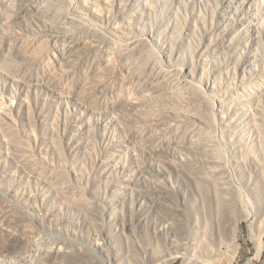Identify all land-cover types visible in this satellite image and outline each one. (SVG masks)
Here are the masks:
<instances>
[{
    "label": "bare ground",
    "instance_id": "1",
    "mask_svg": "<svg viewBox=\"0 0 264 264\" xmlns=\"http://www.w3.org/2000/svg\"><path fill=\"white\" fill-rule=\"evenodd\" d=\"M97 2L99 1L97 0ZM97 2L96 0L95 3H92L91 0H77V4L89 12L88 15H91L93 19L101 20L103 17L101 14L106 12H108L106 14H109L110 18L113 10L116 9L119 17L122 18V22L127 23L122 24L123 30L128 31L126 37L117 36L120 35L119 32L121 31L119 24L115 28L112 27L109 33L111 36L118 38L117 42L114 40L118 44V47L115 48L117 50L114 49L117 57L126 62L123 63L121 74L124 73L127 76V81L131 80L136 84L134 89L138 94L137 100L128 102L119 100V102L110 106V110L113 112L122 111L125 106L130 108L149 107L154 108L159 115L171 117L176 121V124L194 123V125H197L190 130L191 133L186 137L187 139L184 138L183 141H180V138H182L179 134L180 127L177 125L178 128L171 123L172 119L169 122L173 125L163 122L166 128L162 135V143L160 141L158 148L161 145L162 147L156 150L159 153H171L173 159H166L167 161L163 159V161L158 157L150 167L159 177L167 173V171L164 172L163 168H168L174 174H178L179 170L182 169V171L186 170L188 175H202L200 181L195 180L200 183H198L199 187L197 188L199 189L197 191L198 193L200 191V199H203L202 208L200 207L201 218H198L201 220H197L200 223L201 232L200 234L198 232V235L193 238L194 240L191 239L193 242L187 240L189 242L187 251L184 254L182 253L184 264H219L223 258L228 259V264H233L241 249L238 236L242 223L247 224L249 239L255 249L254 258L260 261L264 255V0H172L170 3L166 0H103L101 3L113 9L106 8V12H104L105 10L101 12L102 7L100 2L96 4ZM17 4L15 5L17 6ZM15 5L13 6L10 0H0V7L6 8V10L11 8V12L12 9L16 8ZM69 5L71 6V0H20L17 6L18 11L15 9L17 11L16 19H24L27 14H31L36 19L48 23V27L51 29L50 32L54 35H48L47 37L54 42L58 39L56 29L62 22L69 25L66 28L70 27L71 29L76 26L80 32H84L88 36L90 34L92 38H97L91 41L92 39L88 40V36L86 37L84 33L83 37L74 34L75 32L65 36L64 38L69 37L70 39V44L64 53L69 58L76 57L77 54L82 51L84 53L85 50L90 52L93 50L92 53H94V49L99 50L102 48L101 45L105 47L107 44L105 51L109 52L113 40H107V37L99 32L100 29L88 27L84 20H76L69 15L63 14V18L58 13V8H66ZM96 5L100 7L99 10ZM180 8H184L185 12L189 13V17H184L180 13ZM195 8L200 10L196 11ZM127 15H131L133 25L132 21H126ZM2 16H0L1 19ZM8 17L6 16V18ZM61 19L64 21H61ZM65 25L59 27H65ZM124 31L121 33H124ZM101 50L98 52H103ZM107 53L105 52V54ZM104 65L103 69L111 70L113 68L110 60L109 62L105 61ZM24 116L29 125H34L31 124L34 122V117L30 112H25ZM112 122H114V119H112ZM217 122L229 135V142H227L229 157L223 155V149L221 151L216 147V142L210 145L214 139L210 141L209 139L214 138V136L210 135L212 132L210 133L209 130L212 131ZM91 123V118H84L73 125L72 129L80 131L82 135H88L92 131L93 126ZM240 125L250 132L252 150L242 149V142L245 139L243 136L244 131L240 130ZM188 127L190 128V126ZM202 130H207L205 134L207 136L204 135V137L208 140L195 142L193 137L198 136ZM42 134L44 136L38 138L37 143H39L41 149L43 146L46 148L43 154H46L49 160L46 158L47 160L44 159L40 162L33 161L35 159H32L30 152H28V146L13 143L10 138L12 135L9 137L8 134H4L5 142L13 147L12 156L19 169L18 171L22 174L30 169V173L34 178H37L36 180L49 186L59 198L65 199H62L65 201L64 203L67 201L69 205L72 204L79 211L80 224L84 228L90 230L91 227H97L99 224L93 222V218L97 219L98 217L102 221L107 219L110 227L115 226L116 222L120 221L123 231L131 230L133 228L134 205L127 208L125 205L121 208V203L124 202L125 204L131 198L136 197L137 194H143L141 191L136 190L137 180L135 179L146 174V168L141 164L139 157L135 155L132 158L136 167L134 171L135 178L131 176L122 182H115L113 168L109 164L111 162L100 161L97 163L96 167L99 173L92 176L88 174L81 163H78L80 158L83 157L86 160L89 157V153L86 151L88 144L84 141L75 136L69 137L66 134L61 136L54 127L48 128L47 132ZM130 134L135 138L140 137L141 140L143 138L137 132L130 131ZM199 136L201 135L199 134ZM150 154H153V152ZM189 155H192L194 159H191ZM66 156L72 160V165L63 167L64 164H61V162L65 160ZM229 167L232 168L231 172ZM232 178L238 179L236 182H240L239 185L242 186L240 189L242 192L246 191V195L242 196L243 194H240L241 192L237 189L239 186L237 187L235 182L233 184L234 180L232 181ZM72 181L82 182L89 187H93L95 195L92 197L97 196V209H92L91 205L87 206L80 201L81 199H78V194L74 191L76 188L71 187ZM154 184L153 186L158 187L157 185L160 183L156 181ZM226 186H229L227 187L228 190H234L236 187L235 196H231L236 198H233L235 201L238 199L241 201L240 210H237L238 207L236 208L234 205L227 209L232 218L229 222L220 220L221 215L225 214L226 208L224 206L228 204L225 202L227 195L233 194L225 192ZM100 188H105L106 193L109 195L108 200L105 199V196L99 195ZM156 193L159 196L162 194L170 196L174 192L158 190ZM205 196H209L210 199L212 196H216L219 199L215 201L211 199L213 202L211 204L210 199L207 201ZM49 197L45 199L49 200ZM84 199L86 198L84 197ZM84 199L82 198L83 201ZM239 201L236 203H239ZM105 202H108V204L104 208ZM205 202L209 204H206V206ZM67 203L66 205H68ZM108 223L106 222L107 225ZM2 227L0 226L1 233H4V235L10 234V231L2 229ZM197 230L199 229L197 228ZM18 241L13 236L8 240L5 239V241L3 239V242L0 241V249L8 251L10 245L17 244ZM61 250V247L56 248L52 251V254L57 253L58 255L62 252ZM152 253L155 252L152 251ZM145 255L147 258L150 257L147 254ZM178 256L166 261H162V259V263H159L167 264L169 261L180 258ZM155 257H157V254ZM154 260L152 261L156 263Z\"/></svg>",
    "mask_w": 264,
    "mask_h": 264
},
{
    "label": "rangeland",
    "instance_id": "2",
    "mask_svg": "<svg viewBox=\"0 0 264 264\" xmlns=\"http://www.w3.org/2000/svg\"><path fill=\"white\" fill-rule=\"evenodd\" d=\"M15 1L18 4L20 3V0H10L13 6L17 4V2L14 3ZM98 1L103 8L100 9L101 12L109 8L104 3H101L103 0ZM166 1L170 3L172 0ZM91 2L95 3V0H91ZM99 2L96 4H99ZM102 5L105 6L103 7ZM17 6L15 5V9L18 11ZM67 7L57 9L63 18L64 15H69L76 20H84L88 27L100 29L101 31L99 30V32L107 37V40H113L111 41L112 46L109 44L111 48L114 45L112 49L109 48L110 54L105 51L107 44L105 47L102 45V48L98 47L101 49L105 48L103 50L94 49V53H92L93 50L91 52L85 50L84 53L82 51L76 57L69 58L64 53L70 44V39L69 37H64L73 32L83 37L85 34L80 32L76 26L71 29L70 27L66 28L69 25H65L62 22L60 25H65V27L58 26L56 29L58 39L54 42L47 37L48 35H54L50 32L51 29L48 27V23L36 19L31 14H27L24 19H16L17 11L15 9V11L12 9L11 12V8L6 10V8L0 7V16H4V18L2 16V19L0 17V226H3L2 229L10 231V234L5 235L0 232V239L3 237L0 241L3 242V239L4 241L5 239L8 240L11 236L19 240V243L10 245L9 252L0 249V264H140L141 261V264L144 261L143 264H153L152 260L154 259L156 261L154 264H157L162 259V261H166L178 255L180 258L169 261L167 264H184L182 253L184 254L187 251L189 242H193V238L198 235V232L199 234L201 232L199 223L201 219L198 218H201L200 210L203 199H200V191L199 193L197 191L200 183L195 180L202 179V175L195 174L200 177L198 178L194 175H188L187 171H182V169L179 170L178 174H174L168 168H163L164 172L167 171V173L159 177L150 167L158 157L160 160L165 159V161L173 159L171 153H159L157 151L162 147L161 145L158 148V145H160V141L163 138L162 135L165 132V124L167 122L169 125L175 124L180 127L177 126L182 137L180 141H183L184 138L187 139L186 137L191 133L190 130L197 125H194V123L176 124V121L171 117L159 115L154 108L151 109L149 107H138L139 110L136 107L125 106L122 111H118L119 113L111 111L110 106L119 102V100L128 102L138 98L136 89H134L136 84L131 80H128V82L126 80L127 76L124 73L121 74L123 63L126 62L116 55L115 50L117 49L115 48L118 47V44L114 40L117 42L118 38L111 36L109 33L112 27L115 28L119 24L121 31L119 32L120 35L117 36L126 37L128 31H124L122 26L127 23L122 22V18L119 17L116 9L109 8L113 10L110 18L109 14H106L108 13L106 12L107 10H105L104 12L106 13L101 14L103 16L101 20H96L91 15H88L89 12L77 4V0H71V6ZM99 8L98 6V10ZM194 10L199 11L200 9L195 8ZM13 11L15 12L14 14ZM180 13L186 18L187 16L189 17V13L187 14L184 8H180ZM6 16L10 17L6 18ZM126 19V21H132L131 15H127ZM61 21L64 20L61 19ZM133 24L134 22L132 21ZM123 31L124 33H121ZM85 36L87 37L88 35L85 34ZM88 37L87 39H92L91 41L97 39L92 38L90 34ZM100 50L103 52H98ZM113 51L114 53H112ZM105 52L108 53L105 54ZM106 58H109L110 64L113 66L111 70L103 69L105 61L109 62ZM204 107L206 108V106ZM25 112H30L33 115L34 122L31 124L34 125H29L25 120ZM84 118H91L92 121V131L88 135H82L80 131L72 129L73 125H76ZM112 119H114V122H112ZM171 119L172 122L170 121ZM169 121L173 124H170ZM53 127L57 129L58 134L61 136L62 134H66L69 137L75 136L88 144L86 151L89 153V157L86 160L83 157L80 158L78 163H81L91 176L99 173L96 167L97 163L109 161L113 168V179L115 182H122L131 176L135 178L134 171L136 167L132 158L135 155L139 157L141 164L146 168V174L135 179L137 180L136 190L141 191L143 194H137L136 197L131 198L125 204L124 202L121 203V208L125 205L126 208L134 205L133 228L131 230L123 231L120 221H117L116 227L112 226V228L107 219L102 221L98 217L97 219L93 218V222L99 224L97 227H91L90 230L84 228L80 224V213L72 204L69 205L66 201L68 204L66 205L65 201H63L65 199L62 198V200L61 197L59 198L58 195L52 192L49 186L36 180L37 178H34L32 173H30V169L26 170L25 174H21L18 171L19 169L12 156L13 147L5 142L4 134H8L9 137L12 135L10 138L13 143L16 142L18 145L28 146V152H30L32 159H35L33 161L40 162L46 158L49 160V158L46 154H43L46 148L43 146L41 149V146L37 143L38 138L40 139L42 135L44 136L42 133H46L48 128ZM241 129L244 131L243 136L245 139L242 142L244 147L242 149L246 151L252 150L250 132L245 130L242 125H240ZM130 131L139 133V136L141 134L143 136L142 140L140 137H132ZM202 131L199 133L201 136L203 135L202 137L199 134L193 137L195 142L199 143L208 140L205 138L207 130ZM223 131L224 129L217 122L212 131L209 130L210 133H214L213 135L212 133L210 134L214 138L210 136L212 139H209V141L214 139L210 145L216 142V147L221 151L223 149L224 154H222L229 157V149H227L229 135ZM149 152H153V154ZM189 157L194 159L192 155H189ZM61 164H64L63 167L72 165V160L66 156ZM231 170L232 168L229 167L230 172ZM28 175L31 176L29 177ZM237 180V178H232L233 184L235 182V185L239 186L237 189L241 192V195L243 194L242 196L246 195V191H241L240 188L242 186L239 185V181L238 183L236 182ZM156 181L160 183L157 185L158 187L153 186ZM71 187H74L73 189L76 188L74 191L78 194V199H81L80 201L83 204L91 205L92 209H97V196L92 197L95 195L93 187L76 181H72ZM227 187L229 186H226L225 192L233 194L228 193L230 195H227V201L225 200L228 204L225 203V214L221 215L220 220L223 222L224 220L228 222L232 220L231 215L227 211L231 205L238 207L237 210L241 208L240 199L237 198L238 200L236 201L233 199L235 198L233 196H235L236 187L234 190H228ZM158 190H170V192L174 193L170 194V196L163 194L159 196L156 193ZM99 195L105 196L107 200L109 199L105 188L99 189ZM46 197L50 199L46 200ZM206 197L208 201L210 197ZM228 198L230 199L228 200ZM211 199L215 201L219 198L212 196ZM211 199L210 203L213 204ZM237 201L239 203H236ZM107 204L108 202H105L103 207L105 208ZM206 204L208 205L209 203L205 202ZM93 206L95 207L93 208ZM8 236L10 237L8 238ZM238 238L241 249L233 264H264V255L260 261L254 258L255 249L249 239L246 223L240 225ZM59 247H61L62 252L58 255L57 253L52 254V251ZM152 251L155 253L153 254ZM138 254L139 256H137ZM145 254L150 257L147 258ZM156 254L160 259L158 261L156 260L158 258L155 257ZM158 255L161 256L159 257ZM50 257L52 260L49 259ZM219 264H228V259L223 258Z\"/></svg>",
    "mask_w": 264,
    "mask_h": 264
}]
</instances>
